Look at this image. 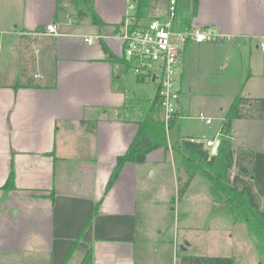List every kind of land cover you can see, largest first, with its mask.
I'll use <instances>...</instances> for the list:
<instances>
[{
    "label": "crops",
    "instance_id": "0c3cea01",
    "mask_svg": "<svg viewBox=\"0 0 264 264\" xmlns=\"http://www.w3.org/2000/svg\"><path fill=\"white\" fill-rule=\"evenodd\" d=\"M84 1L102 20L101 26L78 14L69 0H0V200L12 195L11 208L18 207L0 229V253L13 251L0 254V264H35L37 256L42 264H175L179 244L172 239L154 249L147 230L138 227V206L149 204L146 170L151 169L150 175L155 176L170 169L178 187V177L185 174L179 167L180 155L174 151L176 144L191 138L204 145L207 140L215 144L220 139L219 128L227 110L222 108L217 115L219 124L210 136L180 133V120L190 116V104L181 103L182 87L177 86V79L189 96L200 87L197 79L189 78L190 71L230 75L240 66L241 75L244 71L248 80L256 65L253 49L264 39V0H178L174 22L178 30L199 26L211 28L220 37L187 41L183 47L176 72L179 111L168 128L179 127L174 144L167 138V151L158 148L147 153L143 163H124L107 193L117 157L127 151L136 135L140 103L155 97L156 83L133 75L135 83H155V92L149 97L142 87L135 84L128 89L124 82L125 74L131 73L122 58L118 30L133 12L134 1ZM157 2L152 0L150 9L156 12L151 18L166 11L167 0ZM48 23L57 24L55 34L42 33ZM85 38L93 42L87 43ZM99 70L104 74V89L96 84ZM86 72L96 81L83 82L80 78ZM238 93L264 98L252 96L250 89ZM243 119L232 124L233 152L237 148L234 140L242 142L239 146L264 152L238 134L236 123ZM11 162L14 189H4ZM233 169L237 170L236 162ZM245 178L253 182L249 174ZM97 203L95 215L72 249ZM22 208L28 218L41 220L39 228L24 222L22 229H16ZM258 209L264 211L261 196ZM225 211L230 215L226 204ZM11 223L16 224L14 228L8 227ZM19 233L23 237L16 247ZM41 233L47 237L42 249L38 247Z\"/></svg>",
    "mask_w": 264,
    "mask_h": 264
},
{
    "label": "rangeland",
    "instance_id": "374dc122",
    "mask_svg": "<svg viewBox=\"0 0 264 264\" xmlns=\"http://www.w3.org/2000/svg\"><path fill=\"white\" fill-rule=\"evenodd\" d=\"M157 6L161 7V4H157ZM155 12V10L151 11L149 9L146 17L151 18ZM172 29L179 31L177 25L174 23ZM94 46H97V44ZM253 50L256 63L252 70L254 74H251L252 76L246 81L245 72L242 69L243 75H241L240 66L236 72H232L230 75H198L195 71H190L189 78L197 79L196 81L200 87L198 90L193 88L192 96H189L184 85H179V80L177 79V86L182 87L181 103L184 106L190 104V107L188 106L190 116L180 120L179 127L181 134L186 135L189 131H195L199 136H210L213 134L220 121L217 116L220 109L222 108V111L228 109L233 96L239 89H242V93H247L248 89H250L252 96L264 97V52L260 48ZM192 53H196V49H193ZM117 67L120 66L118 65ZM120 68L119 70L123 73L124 70ZM125 75L127 78L124 82L128 89L133 88L136 84L142 87L149 97L153 96L155 92L154 82L149 81L139 84L133 81L132 74ZM103 76V72L99 70L97 78L100 82L96 84L103 86L102 89L105 88ZM199 76L200 78H198ZM80 79L89 84L96 81L94 76L89 74V72L84 73ZM178 105L177 109L179 111ZM199 111L204 114V118L197 116ZM186 112L187 110L185 109L184 113ZM244 114H247V110L244 111ZM205 119H210L212 123L205 124ZM236 125L237 132L241 137H246L245 139H248L249 143L255 147L264 148L263 118L248 117L242 121H238ZM179 127L176 125V127L168 130L167 138L171 144L175 142L176 132ZM234 143V147H238L242 142L234 140ZM151 172V169L146 170L147 191L145 194L149 204H145L143 208L138 206L137 220L139 222L138 227L147 230V238L154 245V249L161 248L166 241L173 239V243L179 244L176 245L175 250L177 256L174 254V259L178 258L177 263L174 262L175 264H180L181 256L188 255L232 256L235 264H264V259H259L260 257H258L255 240L252 236H249L245 223L239 221L233 222L232 217L225 211L223 200L214 196L213 188L204 176L197 173L194 176L193 182H190L186 192L178 199L177 184L171 175L170 169L161 174L157 172L155 176L150 175ZM233 172H236V169H233ZM231 174L233 175L234 173ZM173 197L175 198V203L171 202ZM23 200L22 198L17 199L19 202ZM13 201L15 199L12 195L6 196L4 200H0V229L4 227L3 222L5 220H9L11 215H15L18 207L13 206L11 208ZM143 214L145 215L144 217ZM182 218H185L186 221H183ZM16 220V229L19 230L22 229L24 222H29L36 228H39L41 225L40 219L28 218V214L24 208L20 209ZM14 225L16 224L11 223L8 227L14 228ZM26 226L28 225L26 224ZM227 227L229 228L227 229ZM16 236V247H20L23 236L21 237V233ZM43 236L42 233L39 236L38 247L40 249L47 245V237L44 236L43 238ZM181 245L185 250L181 249ZM11 252L13 251H4L0 254L9 255ZM33 261L35 264L43 263L42 258L39 256L35 257Z\"/></svg>",
    "mask_w": 264,
    "mask_h": 264
},
{
    "label": "trees",
    "instance_id": "16d2710c",
    "mask_svg": "<svg viewBox=\"0 0 264 264\" xmlns=\"http://www.w3.org/2000/svg\"><path fill=\"white\" fill-rule=\"evenodd\" d=\"M78 14L91 18V22L101 26L103 24L91 5L84 0H69ZM135 7L132 17L139 21L148 15L152 0H133ZM106 51L105 46H102ZM143 78L142 76H140ZM159 99L155 95L151 100L140 103L137 132L127 151L118 156L106 187L105 193L115 182L122 165L128 161L143 163L146 154L158 148L168 150L167 131L164 123L158 116ZM247 110V114L244 111ZM258 117L264 119V98H251L236 94L219 128V144L215 154L205 148L203 142L191 139L181 140L176 144L174 151L180 155L179 167L183 169L184 178L178 177L177 195L180 199L186 192L192 178L200 173L213 188L215 197L223 199L228 207L233 222H244L249 236L255 240V246L264 258V211L258 209L259 196L264 198V152L253 148L238 146L235 153L232 149L233 121L239 118ZM173 124L170 121L168 128ZM237 170L232 175L234 163ZM249 174V179L245 175ZM4 189H14V170L11 162L7 180L2 186ZM41 196V195H40ZM51 199L53 195L51 194ZM175 198L171 200L174 202ZM97 203L88 217L74 242L73 247L82 236L95 215ZM66 261V260H65ZM180 264H235L232 256H182Z\"/></svg>",
    "mask_w": 264,
    "mask_h": 264
},
{
    "label": "built area",
    "instance_id": "2783aa9c",
    "mask_svg": "<svg viewBox=\"0 0 264 264\" xmlns=\"http://www.w3.org/2000/svg\"><path fill=\"white\" fill-rule=\"evenodd\" d=\"M132 13L127 15L118 30L123 48L122 58L132 75L155 81L156 96L159 99L158 116L168 133V125L178 113L179 93L176 88V72L185 43L215 41L220 36L211 28L199 26L173 30L172 26L178 15V0H167L164 15L150 18L145 23L135 20ZM56 32L55 23L46 24L42 30L43 34ZM85 41L92 43L93 39L85 38ZM259 48L264 52V39L259 42ZM198 116L204 118L202 113ZM205 121L209 123L210 119ZM191 140L195 139L191 138ZM205 146L210 148L212 154L214 141L207 140Z\"/></svg>",
    "mask_w": 264,
    "mask_h": 264
},
{
    "label": "water",
    "instance_id": "95a60500",
    "mask_svg": "<svg viewBox=\"0 0 264 264\" xmlns=\"http://www.w3.org/2000/svg\"><path fill=\"white\" fill-rule=\"evenodd\" d=\"M218 144H219V140H217L216 143L214 144L213 149H212V154H215L217 147H218Z\"/></svg>",
    "mask_w": 264,
    "mask_h": 264
}]
</instances>
